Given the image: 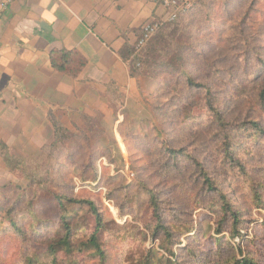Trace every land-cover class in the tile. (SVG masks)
<instances>
[{"label": "rangeland", "instance_id": "obj_1", "mask_svg": "<svg viewBox=\"0 0 264 264\" xmlns=\"http://www.w3.org/2000/svg\"><path fill=\"white\" fill-rule=\"evenodd\" d=\"M188 2L184 10L196 7L158 33L166 35L158 62L132 75L134 98L117 94L110 117L85 118L57 147L19 149L16 170L6 164L0 264H52L48 246L63 218L86 241L97 217L81 200L101 216L107 264H264V137L251 123L264 128V0ZM209 101L230 124L228 140Z\"/></svg>", "mask_w": 264, "mask_h": 264}, {"label": "crops", "instance_id": "obj_2", "mask_svg": "<svg viewBox=\"0 0 264 264\" xmlns=\"http://www.w3.org/2000/svg\"><path fill=\"white\" fill-rule=\"evenodd\" d=\"M171 11L156 0H0V142L35 152L54 141L52 114L70 130L110 117L117 94L138 91L122 50ZM55 50L85 58L77 77L52 65ZM6 168L0 153V181Z\"/></svg>", "mask_w": 264, "mask_h": 264}, {"label": "trees", "instance_id": "obj_3", "mask_svg": "<svg viewBox=\"0 0 264 264\" xmlns=\"http://www.w3.org/2000/svg\"><path fill=\"white\" fill-rule=\"evenodd\" d=\"M195 2H198V0H195ZM194 7H196L195 4L193 5V7L189 9L181 10L175 19L165 22L161 26V28L153 34V36L147 42V44L140 49L141 50L140 52L136 51L137 49H135V47H126L124 48V50H122V56L128 62L131 75L136 76L138 75V73H140L138 71L140 70V67L143 65V62H146V64L148 65V69H150L153 64L158 62L157 59L158 54H161V52H163L164 50L163 47L165 46V42H166V35H163V33L161 34L158 33L161 32V29L163 28L164 25H167L166 23L176 21L178 17L192 10ZM157 34L158 36L156 37ZM154 37H156V39ZM153 38L155 40L148 47L149 42L152 41ZM146 47L148 48H147V53L145 54L146 58L144 59L142 51H144ZM51 62L56 69L68 73L73 77H77L86 64L85 58L80 53H78L77 51H70V50L53 51L51 54ZM262 65H264V61L262 62ZM187 82L190 86L194 88L204 89L207 96H209V100L212 98L213 95L212 90L208 88L206 85L195 81L191 75H187ZM209 102H210V109L214 112V115L216 116V121H218L219 126L222 127L220 131L224 134L225 138L228 140L229 133L227 129L230 124L223 119L222 112L218 110L216 106L212 105L211 101ZM51 117L55 131V138L54 141L51 143V146L57 147L58 144H60L61 142H64L65 140L71 138L72 135L70 129L65 127L63 123L60 121V119H58L53 114ZM84 117L88 119V117L90 116L85 115ZM90 119L92 118L90 117ZM251 123H252V128L255 131H258V133L264 137V128L261 127L260 123L256 121ZM244 125L246 124H243V126ZM230 145L231 144L228 142L229 147ZM0 153L3 156L5 163L11 169L13 170L18 169V157L15 156L13 153H11L9 147L2 142H0ZM192 160L196 163V165L201 166V162H199L198 159H192ZM201 169L205 182L212 184L211 178L207 174V171H205L203 168ZM152 198L155 199V194H152ZM81 201L82 202L86 201L90 209L96 215L97 228L86 241H82L78 243L74 239L75 226L67 218H63L62 220L63 233L58 238L53 240L48 246V254L52 256V264L63 263V261L59 260L58 258V254L61 252H63L68 257H70L71 258L70 260L72 262H73L72 257L76 252H92L94 256H96L99 259L98 264H107L106 260L108 258V255L105 251L104 245L99 240V236H98L100 229L103 227V221L101 219V216L93 201H89V200H81ZM224 207L227 211H230L234 215V217L236 218L235 221L239 220L237 217V212H234L232 210L231 204L226 200H224ZM237 264H252V262L249 259H244L240 263L238 262Z\"/></svg>", "mask_w": 264, "mask_h": 264}, {"label": "built area", "instance_id": "obj_4", "mask_svg": "<svg viewBox=\"0 0 264 264\" xmlns=\"http://www.w3.org/2000/svg\"><path fill=\"white\" fill-rule=\"evenodd\" d=\"M157 2H162L166 6L170 7L172 9L171 14L167 18L168 20H173L177 17L178 13L183 9L184 7H189L191 4H189L188 0L186 1H179V0H156ZM153 20L151 22H148L144 25L142 36L138 39L135 48L137 50H140L142 47H144L147 42L151 39L153 34L159 30V28L162 26V24L165 22V20Z\"/></svg>", "mask_w": 264, "mask_h": 264}]
</instances>
